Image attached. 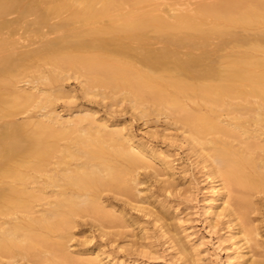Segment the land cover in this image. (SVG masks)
Instances as JSON below:
<instances>
[{
	"label": "bare ground",
	"instance_id": "bare-ground-1",
	"mask_svg": "<svg viewBox=\"0 0 264 264\" xmlns=\"http://www.w3.org/2000/svg\"><path fill=\"white\" fill-rule=\"evenodd\" d=\"M1 49L0 264L17 255L30 264H130L115 248L147 236L131 209L157 222L188 263L174 206L157 198L175 188L172 153L91 106L60 114L55 101L73 96L69 77L87 102L127 101L142 126L154 114L180 129L210 178L206 211L225 217L235 264H264L253 198L264 193V0H0ZM146 171L157 194L150 184L140 193ZM78 218L110 243L70 248Z\"/></svg>",
	"mask_w": 264,
	"mask_h": 264
},
{
	"label": "rangeland",
	"instance_id": "rangeland-1",
	"mask_svg": "<svg viewBox=\"0 0 264 264\" xmlns=\"http://www.w3.org/2000/svg\"><path fill=\"white\" fill-rule=\"evenodd\" d=\"M30 18L32 17L30 16ZM29 27H31V30H29V28L27 29V33L28 30L30 31L28 33L29 35H27L37 39L36 36L33 35L35 34L33 32V26ZM18 28L17 30H19V32L16 31V35L21 33L20 31L22 28L24 30L23 26L22 28ZM45 28L46 27L44 26L43 29L45 30ZM23 30L22 33L24 35L26 32H23ZM6 34L4 36H6ZM1 35H3V33ZM52 35L54 34L50 33L48 36L51 37ZM35 44L36 43H33L32 45ZM2 50L3 49L0 51ZM4 52L6 53V51ZM42 69L44 68H40L38 70ZM33 72L30 73L33 76H38V73L41 74V72ZM34 81L35 80H33L32 83H34ZM41 82L36 81V83L40 84V87L43 85V82ZM64 83L65 88L72 90L71 93L73 96H63L55 101L56 111H59L60 114L65 115L68 111H74L75 113L76 110H79L81 107L83 108V106H91V108L93 107L92 109L95 110L96 115L100 114L101 116H108V119L121 118V120L123 119L125 122L130 124V128L137 137H149L150 144H153L155 148L166 149L172 153L170 157L173 159V180L175 183L173 192L171 194H166V196L163 194H157L155 189L158 182L155 181L154 176L147 171L145 172L147 174V182L139 184L138 187L142 189L140 190V193L143 194L148 192L145 187L150 184L148 187L150 190H154L153 192L154 194H157V198L161 199L166 197L169 200V203L174 206L172 221H174L177 226L179 237L189 247L187 262L189 264H235L236 246L231 243L233 239L228 237L230 232L229 227H227V224L224 222L225 217L221 215L211 217L208 216L206 211L208 203L206 196L210 190V185H212L209 181L210 178L204 176V169H201V164L197 163L194 157L186 152L183 144L179 141L180 129H176L173 125L167 124V119H165L163 115L156 116L154 114L149 115L147 117L148 119H146V123L142 126L140 121L131 117L132 114L128 108L127 101H122L115 107L107 106L106 108L104 102L106 100H101L99 96L90 97V102H87V99H89L88 97H81L78 79L69 77L64 81ZM21 84L25 85L26 83L21 81ZM29 108H31L28 109L30 110L29 112L33 113L37 111L38 107ZM25 112L22 114L25 115ZM110 115L113 118L110 117ZM19 117H22V115L19 114ZM164 127H166L165 131L173 133L172 139L159 135V131L163 130ZM156 129L158 131L156 136L151 137L148 135L147 130ZM253 198L259 210V212L256 211V215L260 218L259 220L261 221L260 223L263 224L262 228L264 230V193L257 192ZM104 204H106V202H104ZM129 213L131 216L138 217L139 224L145 227L144 231L141 233L147 235L146 237H144L143 234L142 236H134L133 240H135V242L129 249L125 250L124 248H115V250H118L119 254H122L123 257L130 262V264H186L183 261V257L177 253L175 247L172 245L173 243H170L166 236L161 234L160 229H158L157 222L152 224L150 221L151 217L143 216L141 212L136 210L131 209ZM78 221V224L72 228V235L67 241L70 248L79 246L77 245L79 243H110L106 240L105 236L98 235V229H96L95 225L93 226V224L87 223L86 220L82 218H78ZM256 222L258 221H254V223ZM261 233H264V231H261ZM86 234H92L89 241L86 240ZM116 237L119 238L118 236ZM257 238H260L259 240L261 241V245L257 246V251L264 254V249L262 247L264 244V237L257 235ZM117 241L113 243H116ZM113 246L114 244H111V247ZM104 247L106 246L104 245ZM27 260L28 259L26 257L17 255L15 259H11V264H30ZM3 263L5 264V260Z\"/></svg>",
	"mask_w": 264,
	"mask_h": 264
}]
</instances>
